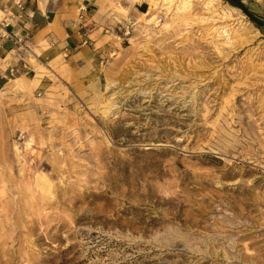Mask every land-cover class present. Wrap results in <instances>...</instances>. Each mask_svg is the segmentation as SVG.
Returning <instances> with one entry per match:
<instances>
[{
	"label": "rangeland",
	"instance_id": "rangeland-1",
	"mask_svg": "<svg viewBox=\"0 0 264 264\" xmlns=\"http://www.w3.org/2000/svg\"><path fill=\"white\" fill-rule=\"evenodd\" d=\"M116 1L112 60L0 93V264H264V0Z\"/></svg>",
	"mask_w": 264,
	"mask_h": 264
},
{
	"label": "crops",
	"instance_id": "crops-1",
	"mask_svg": "<svg viewBox=\"0 0 264 264\" xmlns=\"http://www.w3.org/2000/svg\"><path fill=\"white\" fill-rule=\"evenodd\" d=\"M112 2L117 1L0 0L1 95L10 96L9 88L19 79L34 90H46L52 78L42 68L58 76L61 70L54 72L51 67L61 60L64 72L77 80L112 60L121 48L117 37L122 23L110 7ZM128 10L134 18L143 15L146 7L139 2Z\"/></svg>",
	"mask_w": 264,
	"mask_h": 264
},
{
	"label": "trees",
	"instance_id": "trees-1",
	"mask_svg": "<svg viewBox=\"0 0 264 264\" xmlns=\"http://www.w3.org/2000/svg\"><path fill=\"white\" fill-rule=\"evenodd\" d=\"M224 1L228 2L230 6L232 5V7L234 6L239 7L243 12H245L250 17V19L256 22L257 25L259 26L261 25L259 21H257L253 16H251V14L248 13V11L246 10V7L242 4L241 0H224Z\"/></svg>",
	"mask_w": 264,
	"mask_h": 264
},
{
	"label": "built area",
	"instance_id": "built-area-1",
	"mask_svg": "<svg viewBox=\"0 0 264 264\" xmlns=\"http://www.w3.org/2000/svg\"><path fill=\"white\" fill-rule=\"evenodd\" d=\"M18 7L21 8V4H20V3H18ZM17 40H18V41H21L19 38H18Z\"/></svg>",
	"mask_w": 264,
	"mask_h": 264
},
{
	"label": "bare ground",
	"instance_id": "bare-ground-1",
	"mask_svg": "<svg viewBox=\"0 0 264 264\" xmlns=\"http://www.w3.org/2000/svg\"><path fill=\"white\" fill-rule=\"evenodd\" d=\"M170 2H171V1H170ZM182 2H183V1H182ZM184 3H185V2H184ZM183 5H184V4H183ZM44 182H45V181H44ZM43 187H44V186H43ZM45 187H46V186H45ZM43 190H44V189H43ZM47 190H48V189H47ZM47 190H46V191H47Z\"/></svg>",
	"mask_w": 264,
	"mask_h": 264
}]
</instances>
